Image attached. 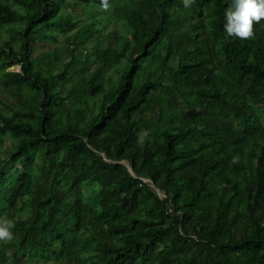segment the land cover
<instances>
[{"label":"trees","instance_id":"16d2710c","mask_svg":"<svg viewBox=\"0 0 264 264\" xmlns=\"http://www.w3.org/2000/svg\"><path fill=\"white\" fill-rule=\"evenodd\" d=\"M230 3L0 0V264H264V20L227 37Z\"/></svg>","mask_w":264,"mask_h":264},{"label":"clouds","instance_id":"9594fccd","mask_svg":"<svg viewBox=\"0 0 264 264\" xmlns=\"http://www.w3.org/2000/svg\"><path fill=\"white\" fill-rule=\"evenodd\" d=\"M195 0H182L185 8H190ZM102 6L108 8V0H102ZM225 23L223 25L227 37H235L246 40L254 36L253 22L264 20V0H231L225 10ZM148 135L147 131L140 134V141ZM240 162V157L236 156L231 161L232 164ZM15 227L11 220L0 222V242L11 243L14 239L12 229Z\"/></svg>","mask_w":264,"mask_h":264},{"label":"rangeland","instance_id":"374dc122","mask_svg":"<svg viewBox=\"0 0 264 264\" xmlns=\"http://www.w3.org/2000/svg\"><path fill=\"white\" fill-rule=\"evenodd\" d=\"M98 9H100L99 7H98ZM107 30H113V31H115L116 33H122V28L120 27V26H116V27H114V26H110V27H108V29ZM112 42V41H111ZM65 45H66V43H65V41H64V36H63V34H61V33H58V40L56 41V42H54V41H48L47 42V44H46V47L47 48H63V47H65ZM105 46H107V44H105ZM92 48V43H88L87 45H86V50L88 51V50H90ZM120 68H125V61H123L121 64H120ZM9 69H15V70H18L19 69V67L17 66V65H14V66H12V67H10ZM3 141L6 143L7 141H9V138L8 137H4L3 138ZM27 264H32V263H27ZM37 264H44V263H42V262H38ZM47 264H65V263H63V262H58V263H51V262H48Z\"/></svg>","mask_w":264,"mask_h":264},{"label":"water","instance_id":"95a60500","mask_svg":"<svg viewBox=\"0 0 264 264\" xmlns=\"http://www.w3.org/2000/svg\"><path fill=\"white\" fill-rule=\"evenodd\" d=\"M130 169V168H129Z\"/></svg>","mask_w":264,"mask_h":264}]
</instances>
